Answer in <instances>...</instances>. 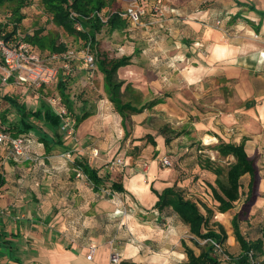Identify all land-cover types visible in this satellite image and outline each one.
I'll return each instance as SVG.
<instances>
[{"label":"crops","instance_id":"0c3cea01","mask_svg":"<svg viewBox=\"0 0 264 264\" xmlns=\"http://www.w3.org/2000/svg\"><path fill=\"white\" fill-rule=\"evenodd\" d=\"M127 1L117 0V4L124 6ZM204 1L207 0H146L144 21L133 30L130 24L113 31L106 26L97 34V46L103 45V50H107L106 42H111L110 47L120 46L114 54L107 55L100 50L108 59L131 56V63L118 69L119 79L124 80L122 99L127 97L124 101L136 106L149 104L143 111L130 112L125 117L137 142L142 141L139 139L146 132L156 141V145L144 141L142 156L148 157L150 163H143L142 158L141 169L133 172L134 168L128 167L132 177L136 175L134 181H120L126 188L124 193L139 205L140 216L129 215L109 224L108 214L114 215L117 200L97 199L100 202L97 205L87 176H77L81 167L73 165L75 173L68 174V181L47 180L48 173L54 168L63 169L67 159L50 164L47 160L54 156L35 144L42 142L34 139L30 144V151L40 155L39 163L33 165L17 162L10 156L8 146L0 145V182L4 180L0 186V208L4 211L0 213V264H111L113 251L119 252L121 259L137 264H179L187 258L182 231L188 226H168L165 231L155 222L162 213L154 208L158 196L151 186L159 191L178 186V181H172L170 168L159 170L158 158L181 148L183 153L195 155L205 152L202 140L206 135L218 139L219 122L233 129L232 142L238 143L246 137V144L264 145V0H210L202 4ZM111 9L114 5H107L103 12L109 14ZM218 19L220 25H217ZM124 31L135 38L133 44L127 40L116 42L119 38L116 34ZM106 32L111 33L108 34L111 39L106 38ZM253 34L258 37L254 38ZM79 60L83 68L82 83L88 88L94 87L98 75L105 91L104 73L98 62L91 71L82 58ZM21 86L0 82V90L9 94ZM50 88L54 87L45 89L41 97L47 100L44 92ZM156 99L159 101L150 105ZM90 113L79 124L80 132L85 131L81 129L82 123L87 124L96 115ZM119 117L121 124L124 118L121 114ZM147 120L169 123L172 128L181 123L183 133L174 137L162 131L152 133ZM167 137L171 139L169 142ZM64 146L66 150L79 149L73 146L72 140L65 141ZM94 150L97 155H92L98 156L99 151ZM152 153L156 154L155 158H150ZM73 155V163L78 158L97 168L78 152ZM116 170L118 167L113 171ZM102 172L99 169L103 177ZM110 179L118 181L114 174ZM147 210L158 212L157 217L145 221ZM94 216L97 218L88 219ZM175 216L180 218L178 214ZM125 222L129 225L127 237H123ZM91 245L96 246V251L89 259Z\"/></svg>","mask_w":264,"mask_h":264},{"label":"rangeland","instance_id":"374dc122","mask_svg":"<svg viewBox=\"0 0 264 264\" xmlns=\"http://www.w3.org/2000/svg\"><path fill=\"white\" fill-rule=\"evenodd\" d=\"M107 1L110 7L114 5V8H117L120 11L124 12L130 5H133L136 2L135 0H128L127 4L123 6L120 3L117 4V0ZM138 1L140 2L141 6H143L146 2V0ZM155 1L158 2V0ZM28 2V5L22 9L25 18L19 25L18 32L20 31L21 34L27 35L42 30L41 36L43 38L42 41L45 43V47L48 46L50 41L52 40H61L67 43L69 47L76 48L78 50H80L81 48H85L83 39L76 37L75 35H70L67 31L64 30V28L56 25L51 20V14L46 10L40 0H28ZM209 2L211 1L207 0L204 1L202 4H206ZM15 5L16 3L14 1L0 5V18L6 20H8V18L10 19ZM199 5L202 6L201 4ZM143 7L145 8V6ZM142 20L143 19L141 18L140 23L136 24L131 22L128 18L129 24L132 27L131 30H133V27L140 25ZM108 34L111 33L106 32V38H108L109 40L112 36L109 37ZM125 34V31L119 34L117 33L116 35L119 36V38H117L116 42L123 43L124 40H127L128 42L131 41L130 44H133V40L135 38L133 36L129 37L128 34H126L127 36L125 37ZM257 37L258 36H256L255 34L254 38ZM109 45H111V42H106L105 46L107 47V50H103V45L97 46L99 53L101 54V51H105L106 54L109 55L118 52V48L120 46L115 45L114 47H110ZM39 49L41 50L43 55H47L51 51L49 47L44 50H42L41 48ZM93 53L97 61L98 53ZM164 59L166 58L164 57ZM169 61L170 59L167 60V63H169ZM81 65L82 63L79 58L74 59L72 61V71H70L69 74H65L67 91L73 96V98L71 99H73L74 102V111L73 113H71V115L74 117L75 114L79 113L81 107L83 106V103H85V107L88 111L95 112L96 115L91 118V120L88 121L87 124L82 123L83 126L81 127V129H85L84 132H80L78 129L79 126H75V132L73 134V137L65 138V141L72 140L73 146L79 148L74 149L70 157L64 154L69 151L64 149L65 146L61 148H56L50 152L54 156L53 158L47 160L50 164L53 163V161L61 160V158H63L64 160V157L67 159V161H65V167L63 169L59 168L56 170V168H54L52 173H48L49 178H47V180L50 179V181H68V174L75 173L72 168L74 165L73 154L75 152H78L81 156L86 157V159L89 160L92 164H94L98 169L103 170L102 175L106 181H112L110 179V176L112 174L118 177V181H129V179L132 177V171L134 172L136 171V169H141L139 167H141L140 165L142 163V158L143 163H150L148 157L142 156V154H144L142 153L144 148V141L146 144L151 143L147 140V132L146 134L144 133L145 136H142V138L139 139L142 141H136L137 139L134 138L133 128L130 122H124V127L122 125L123 123L120 124V113L117 114L114 104L108 98L109 96L107 92L102 90L101 81L100 78H98V75L95 79L94 87L88 88L82 83L81 76L83 75V68L81 69ZM168 69L172 68H170L169 66ZM0 91V120H3V116H5L8 121L7 126L9 127L13 125L12 123H14L16 119L19 118V115L16 109L12 107L6 100L3 99L2 95L6 92H4V90ZM54 92L55 88H50L44 92V96L49 97ZM11 94L15 97H18L20 99V102L25 103L27 106H36L38 104V99L40 98L38 96L30 94L27 91L26 86H21L13 90ZM128 94L130 95L129 92H125V95ZM137 96L139 99V95ZM140 98L142 100V96ZM124 100H127V97H124ZM157 121H146L147 126H151L149 130H151L152 133H156V131H162L165 132L167 135H170L171 137L178 136L183 133V130H181L180 127L181 123L175 124L176 127L172 128V124L170 125L169 123ZM38 125L37 127L40 129H44L46 131L49 130L42 122H38ZM218 125L221 126V135H217L218 139L211 142L210 144L205 143V139L202 140L205 145L204 147L206 148L205 152H198L196 155L188 152L183 153L182 148L178 152L170 151L163 156H168L172 160V165H164L162 162L163 156H160L158 158V168L159 170L170 168L174 177L172 181H178L177 187L181 189V191L186 197H189L192 200L198 202L201 210L204 213H206V210L203 205H207L214 209L215 215H213L210 219V223H222L228 233V239L225 242L223 251L217 252V254L222 261L221 264H235L232 263L229 259L230 255L236 256L241 251L240 244L234 238L233 228L231 224V219L235 212L239 211L240 226L243 233L248 238H255L259 235L260 227L264 221V145L260 143L259 147H257L258 145H255V147L252 142H247V152L251 157L254 158L256 165V177L254 185L252 188L249 187L250 175L245 174L241 178L242 194L240 199L235 202V205L232 209L227 212H224L225 216H222L217 210V206L219 203L215 199L212 189L210 187L211 184H215L216 175L212 171L203 167L206 161H212L215 166L223 167L224 170H226L229 164L235 160V157L233 155H222L216 149L218 143L221 140L230 142L232 141L234 136L233 129L230 128L229 124L219 122ZM158 126H161V128L158 129ZM176 131L178 132L176 133ZM34 137L35 140L39 141L37 135ZM35 144L40 146L41 149L44 150V146H42L43 144ZM94 149H97L96 151H99L98 156L94 157L92 155V152L95 151ZM33 154H35L38 158L40 156L38 153ZM127 156H132V159H128ZM152 157L155 158L156 154L154 155L152 153V156L150 158ZM38 158L36 160L20 159L17 162H22V164L27 163L28 165H33L39 163ZM116 158H123L127 163L119 166V170H108V167L111 165V160ZM128 167H133L134 169L132 171L130 170L129 172ZM146 168L148 169V166ZM38 180L39 176L36 175V181ZM86 181H88V184L92 186L91 182L88 180L87 177ZM110 185L111 182H105V185L101 187V190L99 192L93 191V195L97 205L100 204L98 200L101 199H108L109 202L112 201V199L117 200V208L113 209L114 215L108 214L109 218L107 219V222L111 224L112 222L115 223L117 221H122L129 215L140 216L138 215V213L141 210L139 209V205L136 203V200H134L133 197H129L124 192H117L112 190ZM67 204L72 203L68 202ZM118 209L122 210V212H116ZM160 213H162L161 218L159 216V220H154L158 224V226L163 227L165 231L168 230V226L173 227L176 225H182L184 228H187L185 223L180 218H177V216H175L177 215L176 212H173L170 207H167L163 211H160ZM90 215H92V213L88 214V216ZM145 215V221L153 220V217H157L158 212H154L153 210H147V214ZM94 218L97 217H89L88 219L92 220ZM84 219L86 220L87 217H84ZM141 219L143 220L142 217ZM122 227V229L125 230L123 237H127V235L125 234L127 231H129L128 222H125ZM214 227L217 228L218 226L214 224ZM130 233L131 235L129 237V240H131L130 238H133V234L131 231ZM182 235L184 236V239H186V242L191 247H193L197 253L200 251V247L195 241H198L200 245L205 244L207 241L205 239L194 237L190 233L189 228L183 230ZM231 237H233V240H231ZM186 260L187 258H184L183 261L179 264H186Z\"/></svg>","mask_w":264,"mask_h":264},{"label":"trees","instance_id":"16d2710c","mask_svg":"<svg viewBox=\"0 0 264 264\" xmlns=\"http://www.w3.org/2000/svg\"><path fill=\"white\" fill-rule=\"evenodd\" d=\"M14 1L16 3L12 11L11 18L4 22L0 21V31H5L7 38H12L18 33L19 25L22 23L25 15L22 11L28 5V0H0V5ZM46 10L51 14V20L58 26L64 28L70 35H75L83 39L85 46H90L93 52L98 53V66L104 73V88L107 92L110 101L114 104L115 109L123 116V124L125 117L130 112H141L148 105L136 106L131 101L122 99V86L124 80L119 79L118 69L121 66L131 63V56L123 55L119 58L108 59L105 53H99L97 49V34L104 27H108L113 31L116 29H124L129 25L128 18L123 16L124 11L117 8L111 9L108 14L107 21H103L100 12L108 5L107 0H40ZM255 9V6H252ZM262 12V11H260ZM264 14V13H262ZM80 24L82 29H78ZM42 30L36 31L33 34H24V38L31 42L40 52L49 47L50 52H62L68 49V44L64 41L52 40L45 47L42 41ZM129 85V84H128ZM126 85L125 89H127ZM58 91L62 95L63 101L70 113L74 111V102L71 100L70 94L67 91L66 78L61 77L57 84ZM12 107L16 109L19 119L12 123V126H7V119L3 116L0 120V127L4 126L14 136L27 134L31 131L37 134L40 142L43 143L46 152L50 153L57 147L64 146L65 131L62 130V118L55 109L44 98L40 97L36 106H27L20 102L18 97L9 93L2 95ZM159 99L151 101L150 105L157 103ZM91 113L86 109L85 104L81 107L80 113L75 114L76 127L89 117ZM38 122H42L49 130L40 129L37 127ZM39 126V125H38ZM127 135V132H126ZM147 140L153 145H156L152 134H147ZM171 139L166 138V142ZM248 138L243 137L238 143L226 142L221 140L216 149L222 155H233L235 160L229 164L224 170L223 167L215 166L212 161H206L204 168L212 171L215 175V184H211L213 195L218 201L217 210L221 213L232 209L235 202L241 197V178L245 174L250 175L249 187L252 188L255 181L256 165L255 160L251 157L246 149V141ZM74 165L81 167L88 180L92 183L94 191H100L105 185L106 180L99 174V169L92 167L87 161L75 158ZM1 181V180H0ZM4 180L0 182L3 184ZM110 187L117 192H125L126 188L120 181H112ZM151 189L158 199L154 205L156 211H163L167 207L172 208L178 214L180 219L188 226L190 233L197 238L207 240L205 244L197 245L200 251L197 253L193 247L187 244L186 240L182 239V245L185 248L187 255L186 264H221L222 261L217 254L214 242L220 243L224 249L225 242L228 239V233L225 226L220 223H210V219L215 215L214 209L207 205H203L206 213H204L198 202L186 197L181 189L176 185L168 186L162 191L157 190L153 186ZM250 191V189H249ZM249 195V194H248ZM239 211L235 212L231 219L233 235L235 240L240 244L241 251L236 256H229L232 263L235 264H264V221L260 227L259 235L255 238H248L243 233L240 221ZM216 224L218 227H214ZM5 242V241H4ZM117 264H137L130 259H121Z\"/></svg>","mask_w":264,"mask_h":264},{"label":"built area","instance_id":"2783aa9c","mask_svg":"<svg viewBox=\"0 0 264 264\" xmlns=\"http://www.w3.org/2000/svg\"><path fill=\"white\" fill-rule=\"evenodd\" d=\"M145 13L146 9L135 3L130 5L122 15L129 18L131 22L139 24ZM100 16L103 21H107L108 14L102 11ZM0 21L6 22L7 20L0 18ZM220 24L221 20L218 19L217 25ZM77 27L82 29L80 24ZM76 58H82L91 71L97 67L95 55L89 45L80 50L68 47L62 52H49L47 55H43L31 42L24 38L20 31L12 38H7L5 31H0V82L2 84L26 86L32 95L41 97L42 92L48 87L56 88L59 79L61 77L65 78V74L72 71V61ZM47 101L61 116V128L65 131V136L72 138L76 121L65 105L62 95L59 91H55L47 97ZM34 136L33 131L14 136L4 126L0 127V145H7L10 156L18 161L20 159L36 160L38 158L30 151V144L34 142ZM92 153L97 155L95 151ZM64 154L70 157L72 150ZM162 162L166 166L172 165V160L168 156H163ZM123 164H126L123 158L112 159L108 170L115 169ZM78 169L77 175L83 176L82 169ZM2 212L4 211L0 208V213ZM117 212H122V210L118 209ZM214 245L218 252L223 251L220 243L214 242ZM95 251L96 246L91 245L87 257L91 259ZM120 260L119 252L113 251L110 255L111 264H117Z\"/></svg>","mask_w":264,"mask_h":264},{"label":"bare ground","instance_id":"6f19581e","mask_svg":"<svg viewBox=\"0 0 264 264\" xmlns=\"http://www.w3.org/2000/svg\"><path fill=\"white\" fill-rule=\"evenodd\" d=\"M215 140H216V137H214V136H211V135H206V136H205V143H207V144H210L211 142H213V141H215ZM135 177H136V175H134L133 177H131L130 180H131V181H134ZM140 177H143V176L140 175ZM220 214H221L222 216H225V213H221V212H220ZM231 240H233V237H231Z\"/></svg>","mask_w":264,"mask_h":264}]
</instances>
